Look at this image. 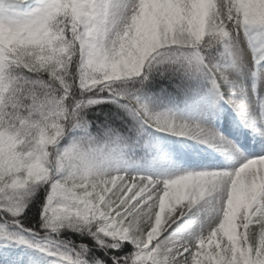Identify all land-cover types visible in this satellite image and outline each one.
<instances>
[{"label": "snow or ice", "instance_id": "6c2138e0", "mask_svg": "<svg viewBox=\"0 0 264 264\" xmlns=\"http://www.w3.org/2000/svg\"><path fill=\"white\" fill-rule=\"evenodd\" d=\"M214 47L230 65L206 59ZM241 61L254 77L264 72V0H0V211L19 225L43 186L44 226L86 232L103 253H59L3 228L0 240L60 254L61 264H264V154L245 157L128 87L157 71L206 79L264 137V102L257 108L255 89L229 71ZM106 102L123 114L93 130L88 110ZM124 115L135 140L116 124ZM145 128L227 145L243 162L163 179L122 170ZM128 243L134 250L117 254Z\"/></svg>", "mask_w": 264, "mask_h": 264}, {"label": "trees", "instance_id": "16d2710c", "mask_svg": "<svg viewBox=\"0 0 264 264\" xmlns=\"http://www.w3.org/2000/svg\"><path fill=\"white\" fill-rule=\"evenodd\" d=\"M100 107H102L103 109L97 112L98 117L94 119L95 121L93 122V130H95L96 125H103L106 122H109L110 117L113 116V113L121 114L119 113V107L111 102H106L104 104L96 105L93 108H100ZM93 108L89 110H92ZM116 124L117 125L122 124V120H117ZM45 197H46V192L43 186L38 187L35 193L28 197L29 200L28 207L24 209L22 216L15 218L20 221L19 224L20 226H22L24 229H28L36 233H42V231L46 230L47 227L44 226V220L41 217V210L45 203ZM0 212L5 217L6 214L3 213L2 211ZM0 228L5 229L7 232L12 234L23 235L25 238L33 241L31 237L24 235L21 231H19L12 225L4 223L1 220H0ZM60 228L63 229V233L61 234V236L63 237L64 243L57 244V249L59 250V253H63L65 251H69L72 249H75V251L79 252L84 245H87V250H86L87 256L85 258L90 260L93 259L92 256L93 253L95 254V257L102 256L103 249H101L98 246H94L95 241L86 232L74 230L66 226ZM0 242H3V240H0ZM133 250H134L133 247L127 244V247L122 248L120 252L117 254H123L126 252H131ZM109 251H113V250H109ZM29 254H31L30 251Z\"/></svg>", "mask_w": 264, "mask_h": 264}, {"label": "rangeland", "instance_id": "374dc122", "mask_svg": "<svg viewBox=\"0 0 264 264\" xmlns=\"http://www.w3.org/2000/svg\"><path fill=\"white\" fill-rule=\"evenodd\" d=\"M168 177V176H167ZM159 178H165V176H161ZM185 219H188L187 217H185ZM52 258L46 257L45 258V262L44 263H39V264H61L58 260H56V262H52Z\"/></svg>", "mask_w": 264, "mask_h": 264}]
</instances>
